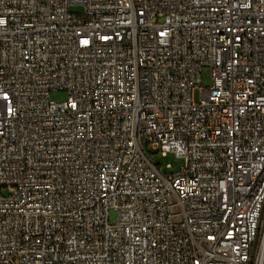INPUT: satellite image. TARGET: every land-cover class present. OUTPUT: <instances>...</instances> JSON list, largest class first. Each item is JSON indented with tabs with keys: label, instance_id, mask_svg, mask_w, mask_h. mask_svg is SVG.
Instances as JSON below:
<instances>
[{
	"label": "built area",
	"instance_id": "obj_1",
	"mask_svg": "<svg viewBox=\"0 0 264 264\" xmlns=\"http://www.w3.org/2000/svg\"><path fill=\"white\" fill-rule=\"evenodd\" d=\"M0 264H264V0H0Z\"/></svg>",
	"mask_w": 264,
	"mask_h": 264
},
{
	"label": "rangeland",
	"instance_id": "obj_2",
	"mask_svg": "<svg viewBox=\"0 0 264 264\" xmlns=\"http://www.w3.org/2000/svg\"><path fill=\"white\" fill-rule=\"evenodd\" d=\"M72 12H79L81 11L78 7H72ZM201 83L202 87H212L214 83V78L212 74V68L211 67H204L202 74H201ZM195 98L197 101L201 98V90L200 88H196L195 92ZM51 98L54 101L62 102L68 99V92L67 91H57L54 90L51 92ZM150 157L161 166V169L163 172L166 170V165L171 164L173 166V172H178L182 166L184 165V159L180 157H176L173 153H168L167 155H162L160 153H156L155 149L151 148V152L149 153ZM118 219V213L114 210L110 212V220L112 222H115Z\"/></svg>",
	"mask_w": 264,
	"mask_h": 264
}]
</instances>
